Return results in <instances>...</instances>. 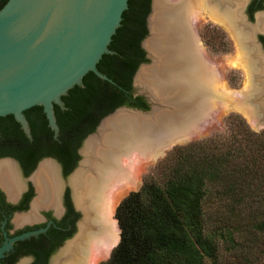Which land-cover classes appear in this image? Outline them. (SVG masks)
I'll return each mask as SVG.
<instances>
[{
	"label": "trees",
	"instance_id": "16d2710c",
	"mask_svg": "<svg viewBox=\"0 0 264 264\" xmlns=\"http://www.w3.org/2000/svg\"><path fill=\"white\" fill-rule=\"evenodd\" d=\"M149 1L128 0L109 51L96 64L109 79L88 70L54 103L64 147L58 137L52 140L42 105L34 104L24 109L31 136L13 113L0 115L2 154L15 155L27 169L37 152L63 153L74 163L75 148L105 114L122 104L148 108L141 95H133L131 81L148 59L140 42ZM226 119L227 134L174 145L143 175L140 187L119 200L114 216L120 239L99 264H214L220 242L241 264H264V128H251L236 112ZM208 200H216L212 212Z\"/></svg>",
	"mask_w": 264,
	"mask_h": 264
},
{
	"label": "bare ground",
	"instance_id": "6f19581e",
	"mask_svg": "<svg viewBox=\"0 0 264 264\" xmlns=\"http://www.w3.org/2000/svg\"><path fill=\"white\" fill-rule=\"evenodd\" d=\"M212 15V9L199 7L198 0H153V11L149 16L153 35L147 45L159 57L158 69H142L138 81L152 84L157 92H164L163 101L171 104L173 113L159 122L152 116L142 117L145 120L139 124V118L120 111L106 120L99 131L86 141L82 163L70 179L74 183V198L83 210L80 221L84 219L79 236L68 248L73 255L78 251L82 253V260L77 259L75 264H98L118 242L115 207L125 191L138 186L140 167L148 155L159 153L165 142L169 144L197 132L210 122V117L216 112L215 96L222 83L214 62L205 53L196 34L198 22ZM244 67L250 69L246 62ZM248 91L224 93L230 97L231 94L239 95L242 100L236 108L256 123L260 117L264 118V99L260 106L251 104L247 98ZM189 128L192 131L189 132ZM10 164H0V181L18 185L20 182ZM54 169L48 162L42 167L40 165L32 175L41 191L39 205L46 203L51 192ZM52 188L57 191L58 184H53ZM32 213L21 219L33 218ZM91 222L98 228V233H92L94 238L91 236L84 245L85 223Z\"/></svg>",
	"mask_w": 264,
	"mask_h": 264
},
{
	"label": "water",
	"instance_id": "95a60500",
	"mask_svg": "<svg viewBox=\"0 0 264 264\" xmlns=\"http://www.w3.org/2000/svg\"><path fill=\"white\" fill-rule=\"evenodd\" d=\"M127 6L128 0H6L0 7V115L13 113L23 130L31 136L24 109L41 104L48 125L57 135L59 126L54 103L62 102L61 95L74 84H80L88 70L109 79L96 64L102 53L109 51L108 43ZM152 11L153 0L147 15L149 35L141 40L146 57L151 61L139 63L133 74V85L141 86L134 93L143 95L149 106L144 109L122 104L101 117L95 129L84 137L79 147L81 157L69 173L70 179L82 163L86 141L116 113H130L140 119L137 120L139 124L145 120L142 117L152 116L159 122L173 113L171 104L163 101L164 92H157L148 82L145 85L138 81L142 69H158L159 57L147 45L153 35L149 23ZM44 229L39 227L12 237L0 247V256L12 240Z\"/></svg>",
	"mask_w": 264,
	"mask_h": 264
},
{
	"label": "flooded vegetation",
	"instance_id": "af4514ba",
	"mask_svg": "<svg viewBox=\"0 0 264 264\" xmlns=\"http://www.w3.org/2000/svg\"><path fill=\"white\" fill-rule=\"evenodd\" d=\"M151 2L152 0L149 1V11L145 18L147 31V15L151 10ZM198 5L199 7L204 6L212 9L213 15L205 17H210L216 21H207L201 24V37L206 42L216 40L215 29L218 28L219 33L224 35V40L229 45L230 41L227 40L226 29L233 30L236 38L247 46V52L250 54L251 59L253 54L255 64L252 66L254 67V73H258V76L264 75V0H198ZM222 24H225L227 28ZM258 80L260 87H257V89L259 88L258 92H262L264 90V80ZM131 85L133 91V76ZM133 95L141 94H136L133 91ZM141 96L146 101L145 97ZM130 106L143 108L138 105ZM59 135L58 133L55 136L52 133L51 138L54 140L58 137L57 143L64 147L63 140ZM83 139L75 148L78 157L75 158L74 163L67 160L63 153L57 156L43 155V153L39 154L37 152L31 158L33 166L27 169L15 155L0 152V164L10 162L20 182L18 185L13 183L10 185L7 181H0V247L6 245L12 237L24 231L45 227L43 231L37 234L12 240L11 244L2 250L0 264H75L77 259L82 260L81 252L78 251L80 256L78 253L73 255L72 252L69 253L68 249L75 238L79 236L81 226L84 223V219L80 221L82 210L80 206H77L76 201L78 200L74 198L72 190L73 181L71 183L68 175L81 157L79 147ZM48 162L56 168L54 169L55 176L52 173L54 182H50L51 192L46 203L39 205L41 191L32 175L40 165L42 167ZM55 183L58 184L57 191H55V188L54 190L51 189ZM29 213L34 215L33 218L21 219L28 216ZM92 216H95V214H92ZM85 225L84 245L88 239L94 238L93 234L98 233V228H95L92 222L85 223ZM85 254L88 255L89 251L86 250Z\"/></svg>",
	"mask_w": 264,
	"mask_h": 264
},
{
	"label": "rangeland",
	"instance_id": "374dc122",
	"mask_svg": "<svg viewBox=\"0 0 264 264\" xmlns=\"http://www.w3.org/2000/svg\"><path fill=\"white\" fill-rule=\"evenodd\" d=\"M207 21L216 22L214 19L210 17H205L201 19L199 24L196 26V34L204 48L205 53L207 54L209 59H211L212 62H214L215 67L217 69L216 71L219 74L220 81L222 83V85L219 87L217 96H215V103H217L215 106L216 112H214V115L210 117V122L207 125L201 126L200 128L201 130L198 129L197 132L192 133L190 135L186 134L187 137H185L184 139L181 140L176 139L174 142H171L169 144H167L168 142H165L163 143L164 146L162 145V148L164 147V149L160 150L159 153L149 154L146 161H144L140 167V171H139L140 173L138 174V178L140 181L138 186L130 188L127 191H125L122 194L121 198L125 194H127L130 190L138 189L142 183L143 175L150 168H152L159 160H161L165 156L167 151L170 150L174 145L187 143L191 140L207 137L213 134H222V135L227 134L228 122L226 118L230 112L239 113L250 125V127L255 130H260L264 128V118L260 117L259 120H256L257 122L255 123L242 110L236 108V105L239 104L242 100L239 97V95L231 94L230 97V95L228 96V93L227 94L224 93L225 91L226 92L232 91L233 93H239L248 89L249 94L247 95V98L248 99L250 98L249 100L250 103L256 104L257 106L261 105V100L262 98L264 99V94H262V92H258L259 88L257 89V87L260 86V82L258 79L262 80L264 78V75L258 76V73H254L253 70L254 67L252 66L253 64H255L253 61L254 59L253 54L251 53L252 54V59H251L250 54H248L247 52L248 51L247 46L241 43L236 38L233 30L231 29H226L227 40L230 41L228 50L224 49L225 44L221 41L222 39L217 38L219 36H216L215 38L216 40H214L215 42L212 45L214 47L209 46L206 43V41L201 37V31H202L201 24ZM223 25L226 27L225 24H222V26ZM147 35H149V33H147ZM223 36L224 35L222 34L221 38H223ZM217 44L221 46L217 47ZM150 61L151 59L149 58L147 59L146 62L150 63ZM245 62L247 64L249 63V65L251 64L250 69L247 70L244 67ZM140 87H141L140 85L136 84V86H133V91L136 92V90L140 89ZM254 92L256 93L258 92V96L256 95V93L254 95ZM188 131L189 132L192 131V128H189ZM184 134H185V129L183 131V135ZM177 137L178 136H176L175 138ZM207 207H208L207 210L209 212H212L213 209H215L216 207V200H208ZM224 247L225 246L223 242H220L219 252L215 259L216 262L214 264H241V261H238L237 259L234 260L232 255H230V253Z\"/></svg>",
	"mask_w": 264,
	"mask_h": 264
}]
</instances>
